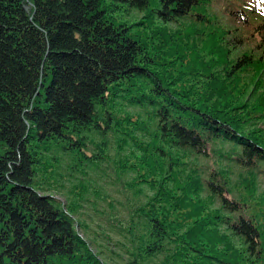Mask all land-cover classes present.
Here are the masks:
<instances>
[{
	"label": "trees",
	"instance_id": "16d2710c",
	"mask_svg": "<svg viewBox=\"0 0 264 264\" xmlns=\"http://www.w3.org/2000/svg\"><path fill=\"white\" fill-rule=\"evenodd\" d=\"M210 3L0 0V264H264V0Z\"/></svg>",
	"mask_w": 264,
	"mask_h": 264
},
{
	"label": "rangeland",
	"instance_id": "374dc122",
	"mask_svg": "<svg viewBox=\"0 0 264 264\" xmlns=\"http://www.w3.org/2000/svg\"><path fill=\"white\" fill-rule=\"evenodd\" d=\"M248 2V0H211V3L206 6L208 7V12L205 10H202V9H195V11H193L194 13L193 14H202V13H205V14H210V18H213L217 23H221L222 26L226 29H230L232 30L231 32L233 34H235L236 36H239V35H244V36H248L249 32L252 30L251 27H247L243 24H241L239 21H235L233 19H231V17L229 16V10L233 7V6H237V5H240V3H244L246 4ZM120 14V18L121 19H127L128 22H132L134 19H138V17H141L143 15V13H139L135 10H129V11H122L119 13ZM195 16H193L192 18H194ZM191 17H187L185 18V20H181V19H178L179 22H188L190 20ZM253 24L257 23L256 20L252 21ZM141 25L139 26H133L132 29H136L138 27H140ZM170 27L171 28H175L176 27V24H170ZM235 27L236 30H233ZM176 28H179V27H176ZM254 41H248L247 40V44L248 46H253L254 45ZM246 45H244L243 47H245ZM261 53V49H259L257 51V54H260ZM134 149V148H133ZM114 146H110L109 147V150L108 152L110 154H114ZM129 149L127 148L125 152H128ZM131 151L133 152V150L131 149ZM134 153H137L136 151H134ZM198 163H202V164H205L207 166H209L210 168H215L217 166H222L224 167L226 165V161L223 160L222 157H219L218 155L214 154L213 152H210L209 154V157L206 158V159H203V160H199ZM107 171L110 173V174H113V172L111 171V169H107ZM232 182H231V187L233 189H235V182H236V179H235V176L232 175ZM259 179V187H258V191H261L262 188H264V182L261 181L260 178ZM108 181V180H107ZM103 187L107 190L108 194L112 195V197L114 199L117 200L116 204H121L124 202V197H123V192H121V187L118 186V185H109V184H105L103 185ZM58 195V194H57ZM59 196V195H58ZM141 199L142 198V195L140 197ZM216 204H218V202L216 201ZM88 206V205H87ZM118 207L121 208V205H118ZM84 208L86 211H89V213L92 215V211L90 209H88L87 207H81V209ZM94 220H91L90 218H87V221L89 222L90 224V227L91 229L89 230V235L90 237L87 238L90 242H92V246L94 247H98V245H101L100 248L101 249H105L106 251V248L108 249L106 251L107 254H109L115 264H123L125 263L126 261V256L122 250V247L121 249L118 248V244L115 243L113 240L111 239H107L105 237H103L101 234H100V227H98V225L96 223L97 220H96V217L92 216ZM106 231V229H105Z\"/></svg>",
	"mask_w": 264,
	"mask_h": 264
}]
</instances>
